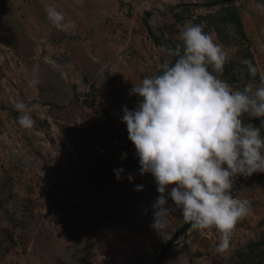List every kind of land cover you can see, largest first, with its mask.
<instances>
[{"label":"rangeland","instance_id":"rangeland-1","mask_svg":"<svg viewBox=\"0 0 264 264\" xmlns=\"http://www.w3.org/2000/svg\"><path fill=\"white\" fill-rule=\"evenodd\" d=\"M45 5L75 28L53 26ZM258 5L264 0H0V264H264V173L236 178L234 191L252 212L228 251L218 253L220 234L192 229L180 209L158 233L154 178L139 174L121 123L122 106L139 99L129 95L133 84L175 62L168 50L186 21L229 49L223 79L259 85ZM20 101L32 109L30 129L17 123ZM262 119L245 122L260 127Z\"/></svg>","mask_w":264,"mask_h":264},{"label":"clouds","instance_id":"clouds-1","mask_svg":"<svg viewBox=\"0 0 264 264\" xmlns=\"http://www.w3.org/2000/svg\"><path fill=\"white\" fill-rule=\"evenodd\" d=\"M44 10L57 29L75 28L56 7L45 5ZM180 36L175 49L168 50L175 62L133 84L129 95L139 99L133 109L122 106L121 123L135 148L139 174H150L156 184L158 195L150 205L153 230L166 229L168 217L180 209L192 229L217 231L216 251L224 253L237 223L252 212L250 201L234 191L236 178L264 173V119L260 127L245 122V117L264 118V80L234 88L222 78L233 59L229 49L192 21L182 25ZM239 63L255 76L250 60ZM15 107L20 113L17 123L32 128L29 105L20 101ZM125 158L126 153L121 156ZM123 172L114 170L118 181ZM127 180L134 176L129 173ZM143 188L141 184L133 190Z\"/></svg>","mask_w":264,"mask_h":264},{"label":"trees","instance_id":"trees-1","mask_svg":"<svg viewBox=\"0 0 264 264\" xmlns=\"http://www.w3.org/2000/svg\"><path fill=\"white\" fill-rule=\"evenodd\" d=\"M158 195V193H156Z\"/></svg>","mask_w":264,"mask_h":264}]
</instances>
